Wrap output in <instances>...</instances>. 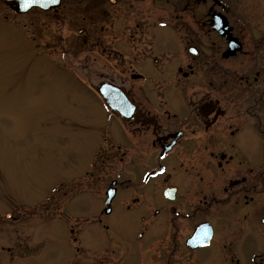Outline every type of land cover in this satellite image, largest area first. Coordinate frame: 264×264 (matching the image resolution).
<instances>
[{
    "label": "rangeland",
    "instance_id": "obj_1",
    "mask_svg": "<svg viewBox=\"0 0 264 264\" xmlns=\"http://www.w3.org/2000/svg\"><path fill=\"white\" fill-rule=\"evenodd\" d=\"M125 2L130 0H124L123 6L118 5L124 13L106 15L102 21L103 26H107L103 36L107 47L73 48L69 49L71 52L68 54L62 37L67 42L71 35L69 28L65 26L60 33L52 25L51 17L40 11L20 15L0 1V264H66L68 234L59 222L63 221L65 211L79 216L75 228L79 230L78 239L82 248L96 252L104 248L109 253L115 250L114 264H121L120 259L126 264L127 254L125 246L121 244L123 238L114 236L113 239H106L94 219V213L98 214L102 208L108 212L103 201L106 200V190L112 186L109 182L106 185L103 175L98 177V183L101 184H96V175L92 181L82 174L88 169L95 152L105 146L104 151L114 147L112 149L116 154L120 145L126 153L121 164L115 161L107 167V171L113 172L121 167L136 168L139 174L138 177L134 175L132 186L128 191L119 193L114 203L137 197L139 200L135 209H138L139 216L152 217L153 211L157 209L161 210L160 218L165 213L162 201H159L163 200L162 177L161 180L158 177L154 182L144 183L143 175L152 167V161L147 154L131 152L132 138L126 134L130 128L117 114L109 111L96 89L109 78L128 96L126 90H129L136 101L142 102L151 113H161L167 109L184 116L187 111L177 99V90L183 87L197 88L201 83L196 77L184 81L178 75L177 67L185 70V63L182 62L184 57L182 52H176L178 39L171 34L170 38L164 35L162 39L153 35L154 45L157 40L162 46L167 44L154 53L158 63L154 64L152 60L150 63L144 62L146 64H142V61L134 63L131 57L135 53L133 44L141 46L145 55H151L147 47L150 44L149 36L158 29L159 33L168 31V22L164 19L165 7L157 3L154 21H142L146 23V27L142 28L144 33H134L130 38L133 28L127 27V24L131 25L129 18L132 9ZM142 2L146 3L142 7H147V2ZM251 7L256 8L251 10L253 14V11L256 15L262 12L259 3ZM141 17L143 15L140 14V19H146ZM37 24L41 28L36 27ZM214 39L218 40L217 35ZM104 49L111 52L104 54ZM116 50L123 52L117 56L114 54ZM152 65L155 66L154 70ZM166 65L169 69H166ZM131 73H134L133 81L130 79ZM165 73L166 79L163 80ZM211 80H203V83L206 85ZM161 98L169 100L165 106L160 104ZM117 132H122L124 139L115 137ZM242 139L251 148V158H260L258 137L252 134L250 137L249 131H245ZM175 154L172 157L176 161L175 171L185 172L188 167L194 171L195 165H198L195 153L183 155L178 150ZM171 171L174 172L173 169ZM63 190L67 194H63ZM191 193H185L187 202L191 199ZM258 201L256 198V202L251 203L255 208L250 219L244 218V211H241L239 214L233 212L236 221L231 217L225 220V206L217 209L219 214L209 216L216 221L218 239H225L224 244H228L226 233L229 232L231 236L229 241L232 242L233 237L231 256L239 264H264V260L260 261L257 255L264 242V215L256 212V209H260L258 206L264 209V202ZM238 205L243 208V202ZM42 206L49 208L42 209ZM12 214L18 215L17 221L9 219ZM193 216L189 223H197L198 217ZM86 217L89 220H85ZM108 219L104 217L105 221ZM125 219L126 216L120 219L116 217L114 222ZM20 241L25 243L13 255L2 247L14 243L19 247ZM219 247L218 251L213 250L214 254L206 253L208 256L202 257L201 264H230L231 251L228 254V250L223 252L222 246ZM62 248L64 251L60 252ZM57 249L58 254L52 255ZM82 257L77 253V262H81L75 264H81Z\"/></svg>",
    "mask_w": 264,
    "mask_h": 264
},
{
    "label": "flooded vegetation",
    "instance_id": "obj_2",
    "mask_svg": "<svg viewBox=\"0 0 264 264\" xmlns=\"http://www.w3.org/2000/svg\"><path fill=\"white\" fill-rule=\"evenodd\" d=\"M142 1L144 0L125 2L132 9V16L129 18L132 22L127 27H132L133 33L129 37L132 38L134 33L140 31L144 33L142 28L146 27V23H141L142 21H154L157 3L165 7L164 19L168 22L166 29L169 30L159 33L158 29L149 36L150 44L147 47L151 55H145L141 46L133 44L135 53L131 57L134 63L142 61V64H146L150 60L154 64L158 63V57L154 53L167 44L162 46L157 40L154 45L155 37L162 39L165 35L170 38L171 34L178 39L176 52H182L184 57L182 62L185 63V70L177 67L178 75L184 81L196 77L201 83L197 88L193 86L177 90L180 98L177 99L182 102L180 105L186 109L187 115L182 116L180 112L167 109H163L161 113H151L142 102L136 101L129 90L126 91L136 105V114L131 120H124L117 114L130 128L126 134H130L132 138L131 152L137 155L147 154L153 163L143 175L144 183L154 182L158 177L161 180L162 177L163 200L159 201H162L165 213L160 218L161 210L157 209L153 211L152 217L148 216L149 219L145 215L139 216L138 209H135L139 200L137 197L121 199L119 204L114 203L119 193L128 191L132 186L134 175L139 176L136 168L121 167L113 172L106 170L113 162L121 164L124 160L126 153L120 145H116V154L112 149L114 147L104 151L107 146L95 152L88 169L82 174L92 181L96 175V184H101L98 183V177L103 175L106 185L109 182L115 188L108 212L102 208L98 214L94 213V219L102 227L97 225L106 239H113L114 236L123 238L121 244L125 246L126 264H201L205 257L214 254L213 250L220 249L219 245L223 252L228 250V254L233 248V237L232 242L229 241V232L226 233L228 244H224L225 239H218V227L216 221L209 218L211 214H219L217 209L225 206V220L230 217L234 220V213L239 214L241 211H244V218L246 216L250 219L255 208L251 203L256 202V198L261 203L264 202V0H145L147 7H142L146 4ZM254 3L261 6L262 12L258 15L255 11L254 14L251 12L256 9L251 7ZM120 4L123 6L124 0H60L53 10L33 9L26 14L38 10L51 17L52 25L60 33L65 26L69 28L71 35L67 42L62 37V43L70 54L69 49L73 48L107 47L108 44L103 40L107 26H103L102 21L106 15L124 13L122 7H118ZM140 14L143 15L141 18L146 19H140ZM37 26L41 28L39 24ZM216 35L218 40L214 39ZM137 36L140 38L139 34ZM110 52L108 49L102 50L104 54ZM122 52L116 50L114 54L118 56ZM69 57L72 58L73 55ZM152 69H155L154 65ZM166 69H169L168 65ZM132 78L135 79L134 73L130 75L131 80ZM165 79L166 73L163 75V80ZM207 79L212 80L206 86L203 80ZM168 101L161 98L159 102L165 106ZM245 131H249L250 137L251 134L258 137L260 158H251V148L242 139ZM121 133L117 132L115 137L124 139ZM178 150L183 155L195 153L198 165H195L194 171L189 167L185 172L175 171L176 161L172 157ZM201 159L203 162H199ZM203 170H206L205 174ZM62 192L67 194L64 190ZM187 192H192L188 202L185 198ZM241 202L243 208L238 205ZM103 205L105 207V201ZM258 207L260 209H256V212L264 215V209ZM43 208L49 207L42 206ZM64 213L63 221L59 222L63 231L67 230L68 234L69 253L65 263L81 262H77L79 253L83 256L81 264H114V249H110L114 250L110 253L104 248L96 252L80 246L79 230L76 231L75 228L79 223L76 221L79 216L72 215L71 212ZM193 215L198 217L197 223H189L194 218ZM121 216H126L125 221L115 223L114 219H120ZM104 217L109 219L105 221ZM9 219L17 221L18 215L12 214ZM87 219L89 220L88 217L85 218ZM202 224L210 228L211 239L206 246L194 247L189 238L195 228ZM24 243L20 241L19 247L16 243L2 247L13 255ZM211 247L213 249L206 251ZM203 250L206 252L203 253ZM63 251L62 248L60 252ZM58 252L57 249L51 254ZM229 255H233L232 251ZM257 255L260 256V261L264 260V242ZM122 261L119 260L121 264ZM230 264H239V261L231 256Z\"/></svg>",
    "mask_w": 264,
    "mask_h": 264
},
{
    "label": "water",
    "instance_id": "obj_3",
    "mask_svg": "<svg viewBox=\"0 0 264 264\" xmlns=\"http://www.w3.org/2000/svg\"><path fill=\"white\" fill-rule=\"evenodd\" d=\"M7 4L13 11L22 13L32 7H42L44 9L52 8L57 5L59 0H1ZM99 94L105 99L109 108L112 111H117L126 119H132L136 114V106H133L131 100L126 95L122 88L105 82L98 87ZM112 195H109L106 204L111 200ZM196 232L193 240L200 234ZM210 238V237H209Z\"/></svg>",
    "mask_w": 264,
    "mask_h": 264
},
{
    "label": "bare ground",
    "instance_id": "obj_4",
    "mask_svg": "<svg viewBox=\"0 0 264 264\" xmlns=\"http://www.w3.org/2000/svg\"><path fill=\"white\" fill-rule=\"evenodd\" d=\"M132 102V101H131ZM133 106H135V104L132 102Z\"/></svg>",
    "mask_w": 264,
    "mask_h": 264
}]
</instances>
